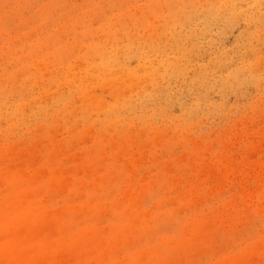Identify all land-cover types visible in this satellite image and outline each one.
Listing matches in <instances>:
<instances>
[{"label":"rangeland","instance_id":"1","mask_svg":"<svg viewBox=\"0 0 264 264\" xmlns=\"http://www.w3.org/2000/svg\"><path fill=\"white\" fill-rule=\"evenodd\" d=\"M0 264H264V0H0Z\"/></svg>","mask_w":264,"mask_h":264}]
</instances>
